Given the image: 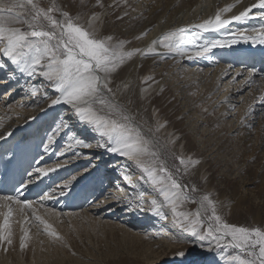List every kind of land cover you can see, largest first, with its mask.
Listing matches in <instances>:
<instances>
[{
    "label": "rangeland",
    "instance_id": "obj_1",
    "mask_svg": "<svg viewBox=\"0 0 264 264\" xmlns=\"http://www.w3.org/2000/svg\"><path fill=\"white\" fill-rule=\"evenodd\" d=\"M139 1L141 0H34V3L44 10L53 8V15L57 19H63L61 14L68 12L96 36L112 37L113 44L128 41V46L135 49L137 39L128 38V32L133 29L146 32L142 27L143 21L135 15ZM19 2L24 3L25 0ZM20 10L27 19L31 12L30 6ZM23 25L25 31L31 30L28 24ZM162 55V52H158L150 62H145L142 72L143 75H151L150 81H163L162 95L154 93L150 98L143 99L139 94V85L132 86V83H127L130 87L125 90L123 85L126 82L117 81L122 73L120 67L119 72L111 77L110 86L122 103L134 114L138 113L137 120L146 122L145 127L155 130L158 125H163L154 134L164 146L168 163L181 168L182 182L198 189L194 194L197 198L203 193H210L211 198L218 202V210L226 222L264 230V101L258 97L264 91V69L257 66L255 68L254 59L249 64H243L236 73L232 67L228 68V64L219 70L220 73L228 68L227 73L225 71L220 76V81L212 86L213 68L206 71V66L195 64L189 70L193 80L191 78V86H188L184 76L179 77L181 72L178 64L185 67L189 62L181 60L175 64L166 56V65L157 66ZM1 57L3 56L0 55ZM196 80L198 81L195 82ZM227 85L229 88L225 92ZM207 87L208 92H203ZM210 93L213 95H209ZM203 98H206V102L201 104ZM224 100L226 103L220 109ZM240 104L244 106L238 111ZM65 130L68 129L63 128L62 133ZM95 137L97 135L93 132L89 139H83L92 145ZM253 145L254 154L248 157ZM55 148L56 146L50 152L49 163L55 161ZM78 148L79 156L88 153L86 148ZM94 150L105 152L98 146ZM112 157L110 161L106 160L104 170L98 168L91 173V178L98 176L94 179L97 184L92 186L93 194L89 193L90 199L79 198L78 204H67L65 200L71 181H67V173L64 172L59 177H55L53 173L50 180L45 182L47 188L27 199L33 203L29 208L20 205V209H16L13 202L8 201L7 205V200H0V223L3 222V214L8 211V207L12 206L13 210L9 218L12 242L9 244L7 241H0V264L1 260H6L7 264H55L59 258L63 260L59 257L63 252L67 255L64 256V264H97L105 260L115 261V264H238L234 257L245 258L244 253L228 246H213L209 251L206 242L202 247L199 241L175 226L170 209H163L167 216V219H163L150 210L147 202L140 204L136 190L123 180L125 174H130L134 181L139 180L140 170L123 158L117 160L119 156ZM176 157L186 160L190 158L199 163L189 166L187 172H184ZM94 160L93 156L79 158L76 167L71 169L73 174L86 171L78 180L80 185L86 183L83 178L93 170ZM33 168L29 164L28 169ZM26 169L23 168V178L31 172ZM99 171L103 177L99 175ZM31 173L36 172L33 170ZM34 174L29 176L30 179L35 177ZM43 178L44 176L38 181ZM57 182L61 185L57 186ZM139 187L147 193L145 201L156 195L150 185L142 181ZM7 196L15 197V194L10 190L5 195ZM75 200L78 201L77 198ZM130 200L138 202L131 203ZM119 204L124 207L120 210L121 215L128 204L138 212L147 213V225L142 229L138 225L129 232V236L132 233L142 235V244L139 246H134L133 238L127 233L126 235L117 231L114 226L103 224L105 221L121 223L123 216L120 212H115ZM196 208L195 203L183 206V210L187 211H194ZM46 224L51 226L47 230ZM25 231L28 239L25 240L26 246L21 248L20 241ZM49 231L57 235L51 236ZM181 251L185 255L179 256ZM70 255L73 256L72 262H69Z\"/></svg>",
    "mask_w": 264,
    "mask_h": 264
},
{
    "label": "snow or ice",
    "instance_id": "obj_2",
    "mask_svg": "<svg viewBox=\"0 0 264 264\" xmlns=\"http://www.w3.org/2000/svg\"><path fill=\"white\" fill-rule=\"evenodd\" d=\"M27 6H30L31 12L25 19L17 9H25ZM231 7L221 9L214 19L204 20L194 27L204 31H217L234 21L248 19L254 9L257 10L255 15L264 18V0H255L239 14L222 19L221 13L229 11ZM53 12V8L47 10L39 8L34 0H25L24 3L19 0H0V44L3 45L0 55L6 57L11 65L15 66V70L29 78L39 76L48 81L58 93L56 98L51 100V105L63 103L70 106L77 122L92 130L100 138L98 147L131 162L140 170L141 175L137 181H134L130 174L123 175V180L136 190L140 204L147 202L150 210L163 219H167L163 209L165 207L170 209L175 226L199 241L202 247L206 242L209 251L213 246L218 248L228 246L244 253L245 258L239 256L233 258L238 264H264V230L226 222L218 210V202L211 198L210 193H203L197 198L194 194L198 189L194 185L189 187L182 182L181 168L168 163L164 146L154 134L163 125H158L155 130L145 127L146 122H139L138 113L134 114L122 103L110 86L111 77L126 59H130L136 53L142 56L156 53L159 46L167 53L192 59L193 55L202 57L213 48L237 43V39L209 40L198 45L195 50L185 49L182 47V40L189 29L180 27L153 40L146 50L123 51V42L113 44L112 37L96 36L93 31L74 20L68 12L61 14L63 19H57ZM14 23H26L31 30L11 27L10 25ZM259 32V42L264 44V26ZM188 43L193 42L189 40ZM0 67H3L2 63ZM150 79L151 77L145 78V82ZM123 87L127 90L130 85L125 83ZM37 91V86L33 85L32 94L35 95ZM147 91L146 88L141 89L142 94ZM260 99L264 100V96ZM68 127L69 125L63 121L58 125V128ZM0 139L4 137L0 136ZM53 139L54 136H50L49 143ZM72 139L74 140L72 146L82 145L84 148L92 146L75 135ZM176 159L179 165L183 166L184 172H187L189 166L199 163L190 158ZM38 171L46 174L42 168ZM141 181L150 185L152 191L156 193L147 201H145L147 193L139 187ZM23 187L25 185L22 184L21 188ZM0 200L15 201L24 208L32 205L31 201L13 196L0 197ZM188 203L197 204V208L194 211L183 210V206ZM12 211L9 206L8 211L3 214V222L0 223V241H7L9 244L12 242L9 230ZM50 227L46 224V230ZM49 235L57 234L49 231ZM27 239L28 233L25 231L20 241L21 248L26 246ZM178 255L183 256L185 253L181 251Z\"/></svg>",
    "mask_w": 264,
    "mask_h": 264
},
{
    "label": "bare ground",
    "instance_id": "obj_3",
    "mask_svg": "<svg viewBox=\"0 0 264 264\" xmlns=\"http://www.w3.org/2000/svg\"><path fill=\"white\" fill-rule=\"evenodd\" d=\"M254 2L255 0H141L136 7L137 10L135 15L139 16V18L143 21L142 27L144 26L146 32H138V30L133 29L128 32V38L132 37L133 39H137V48L135 49L141 50H146L151 45L153 40L159 39V37L163 34H166L169 31H174L180 27L189 29L185 38L182 40V47L185 49L195 50L198 45L209 40L230 41L233 38L237 39V43L230 44L225 47L213 48L209 53L202 57H195L193 55L192 59L181 57L175 53H167V51L162 47H157L156 53H163L157 66L166 65L168 62L166 56L175 64L181 60L188 61L189 63L185 67L178 64L181 72L179 77L184 76L183 79L186 81L188 86H191L190 83H192L193 80L189 70L192 69L195 64L203 65L204 67L206 66V71L212 67L214 72L211 82H213L212 86H214L215 83L220 81V76L225 73V71L227 73L228 68L232 67L233 71L236 73V71H238L243 64H249L251 59H254L253 63H256V65L254 64L255 68L257 66V68L260 67L261 69H264V44L259 42V30L262 26H264V18L255 15L257 10L254 9L248 19L234 21L225 28L217 31H204L194 26L199 25L204 20L214 19L218 11L228 6H232L229 11L221 13L222 19H228L232 15L239 14L240 11H243ZM145 6L147 7L145 8ZM17 11L23 13L20 9H17ZM10 26L24 30L23 23H14ZM254 29L256 31H253ZM249 30L251 32L250 34ZM243 37H248V39L245 40ZM189 40L193 43L189 44ZM1 46L2 44H0V50ZM131 50L134 49H131L128 46V41H125L123 43V51ZM156 53L145 56L136 53L130 59H126L124 64L120 66L122 71L119 68L122 73L119 75L117 81L120 82L121 80L122 82L125 81L126 83H132V86L139 85V94L143 99L150 98V96L154 93L162 95L161 91L163 88V81L147 80V82H145V78L151 77V75H143L142 73L145 62H150ZM142 60H144V62ZM0 63L3 64V67H0V136L4 137V139H0V197H5L8 191L12 190L15 197L27 200L35 193L47 188L45 187V182L50 180L53 173L55 174V177H59V175L64 172V174L67 173V181H71L66 190L68 192L65 196L67 204H78L80 202L79 198L81 197L83 199H90L91 195H89V193L93 194L94 191L92 186L93 184H97V181H94L97 175L94 174L95 176L91 178V173L98 168L101 169V171L104 170L105 167L103 166L107 163L106 160L109 159L110 161L114 154L107 151H103V153H101L94 150L98 142H101L100 138L97 136L92 141L94 143H92V146L90 147L93 150L86 148L88 153L81 154V156H79L78 147L83 148V146H72L74 145V140L72 139L73 135L80 139H89V136L93 134V131L77 122L70 106L63 103L54 106L51 105V100L55 99L58 93L54 91L53 86L48 81L39 76L29 78L26 74L20 73L18 70H15V66L11 65L6 57H1ZM228 64H230L228 68L219 73V70L227 67ZM249 70H251V65L249 66ZM254 72L257 71L255 70ZM197 81L198 80L195 82ZM33 85L38 88L35 95L32 94ZM199 86L202 87V85ZM142 88H146L148 91L142 94ZM228 88L229 85H227L225 92L228 91ZM208 89L209 87L205 88L203 92H208ZM20 91H23V93ZM262 93H264V91ZM262 93L259 94V98L264 96ZM209 95H213V93H210ZM191 97L193 98V96ZM223 98L225 99L226 97L223 96ZM205 102L206 98H203L201 104ZM224 103H226V100H224L223 104L219 106L220 109L223 108ZM239 106L238 111H241V106L244 105L240 104ZM213 111L214 110L212 109V112ZM242 120L243 117H241L240 121ZM62 121L69 125L67 128L68 130H65L63 133V128H58V125H60ZM50 136H54L51 143H49ZM55 146L56 148L53 150L55 161L49 163L50 152ZM254 150L255 147L253 145L248 153V157L254 154ZM72 151L77 153H72ZM92 156L95 159L92 163L93 170L88 173L85 178H83L86 183L80 185L78 180L82 175H85L86 171L73 174L71 169L76 167V161L79 158H91ZM118 158L120 159L121 157H117V160ZM112 163H114V161ZM29 164L30 167H34L33 170L36 172L35 174L31 173L33 170L28 169ZM23 168H27L26 170L31 171L27 177L24 176V178L21 176ZM41 168L45 170L46 174H41L38 171V169ZM49 169H52V171H49ZM101 171H99V175L103 177ZM31 174H34L35 177L30 179L29 176ZM43 176L44 178L39 182L38 180ZM67 181H64V183H67ZM57 183L56 185L60 186L62 181L61 183ZM22 184L25 185V187L21 188ZM75 197L78 201L75 200ZM1 201L5 202V200ZM136 201L137 200H130L131 203H135ZM12 202L14 203L13 205H15L16 209H20V205H17L15 201ZM128 205L125 207L123 215H121L120 210L124 209V207L122 208L120 204L117 207V211H115L116 213L120 212V215L123 216L121 223L112 224L105 221L103 224H107L112 227L114 226L117 231L124 234L127 233L128 236L130 234L129 232L133 231V229L138 227V225H140V229L144 228L148 221V217L146 216L147 213L145 211L138 212L134 207H131L132 205ZM109 212H112V210ZM109 214L111 213H108V215ZM129 237L133 238V242L135 243L134 246L142 244L143 237L141 234L132 233ZM100 242L102 241L100 240ZM104 243L108 245V242L104 241ZM64 256L67 255L63 252L62 255H59V257H62L63 260L61 261L58 257V262L56 261L55 264H62V262L64 264ZM72 257V255L69 256V262L73 261ZM122 258L123 256L121 259ZM118 260L119 259H117V261ZM1 262V264H7L6 260H1ZM115 263V261L112 262L111 260H105L104 262H98L97 264Z\"/></svg>",
    "mask_w": 264,
    "mask_h": 264
}]
</instances>
